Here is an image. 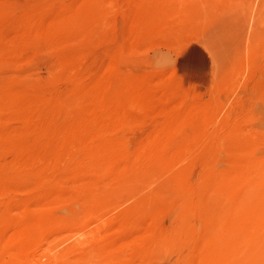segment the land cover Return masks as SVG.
I'll return each instance as SVG.
<instances>
[{
  "label": "rangeland",
  "instance_id": "obj_1",
  "mask_svg": "<svg viewBox=\"0 0 264 264\" xmlns=\"http://www.w3.org/2000/svg\"><path fill=\"white\" fill-rule=\"evenodd\" d=\"M0 264H264V0H0Z\"/></svg>",
  "mask_w": 264,
  "mask_h": 264
},
{
  "label": "bare ground",
  "instance_id": "obj_2",
  "mask_svg": "<svg viewBox=\"0 0 264 264\" xmlns=\"http://www.w3.org/2000/svg\"><path fill=\"white\" fill-rule=\"evenodd\" d=\"M168 9V8H167ZM183 24V23H182ZM214 60V59H213ZM220 60V59H219ZM222 60V59H221ZM220 60V61H221ZM225 188V187H224ZM228 190H229V188H228ZM127 194V193H126ZM129 194V193H128ZM126 196V195H125ZM128 196V195H127ZM232 198V197H231ZM231 202V201H230ZM225 203H227V202H225ZM260 203V202H259ZM231 204L233 205V203L231 202ZM230 203H228V205H231ZM256 204H257V202H256ZM223 205H224V203H223ZM253 206H254V204H252ZM261 205V204H260ZM263 206V205H262ZM231 208H232V206H230ZM231 208H228V210H230ZM233 209V208H232ZM257 210H259L258 208H257ZM231 212V211H230ZM252 214H255V212H253ZM222 229V228H221ZM228 229V228H227ZM236 229H237V227H236ZM236 229H234V230H236ZM232 230H233V228H232ZM253 231H255V230H253ZM81 240V239H80ZM79 240V241H80ZM234 242V241H233ZM238 244H239V242H238ZM235 245V244H234ZM90 252V251H89ZM217 255V254H216ZM224 259V258H223ZM31 260V259H30ZM80 262V261H79Z\"/></svg>",
  "mask_w": 264,
  "mask_h": 264
}]
</instances>
